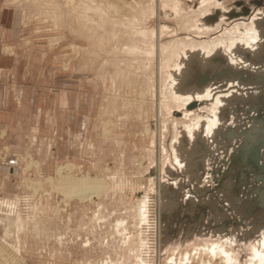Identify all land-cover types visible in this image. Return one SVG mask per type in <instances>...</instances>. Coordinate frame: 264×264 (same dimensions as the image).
Wrapping results in <instances>:
<instances>
[{
  "label": "rangeland",
  "instance_id": "374dc122",
  "mask_svg": "<svg viewBox=\"0 0 264 264\" xmlns=\"http://www.w3.org/2000/svg\"><path fill=\"white\" fill-rule=\"evenodd\" d=\"M216 1L0 0V109L27 128L0 126L3 264L257 263L264 0ZM88 174L109 191L64 189Z\"/></svg>",
  "mask_w": 264,
  "mask_h": 264
},
{
  "label": "bare ground",
  "instance_id": "6f19581e",
  "mask_svg": "<svg viewBox=\"0 0 264 264\" xmlns=\"http://www.w3.org/2000/svg\"><path fill=\"white\" fill-rule=\"evenodd\" d=\"M217 1L216 0H200V3H202L203 5L204 4H211V3H216ZM217 4V3H216ZM164 6V5H163ZM164 8V7H163ZM165 9V8H164ZM178 13V10L176 8H172L170 9L167 14H177ZM163 29H166V27H161L160 30H159V33L157 34L159 37L162 36V32H163ZM248 35V39L245 40L247 41L248 43H251V45L258 40L259 38V33L255 32L254 29H249V32L247 33ZM234 44V41L232 43H230L229 46H232ZM228 45V44H227ZM253 46V45H252ZM202 50H204V52L206 51V53L208 54L210 51L209 49L212 50L211 47H203L201 46ZM156 49V48H155ZM159 51L161 50V47L159 46L158 47ZM230 49V48H229ZM173 50L175 49H171V57L170 59L178 56V54L174 53ZM156 51V50H155ZM162 51V50H161ZM159 54V53H158ZM170 56V55H169ZM205 56V55H204ZM203 56V58L205 59V57ZM222 57V56H221ZM230 60H232L233 62H235V58L233 56V52L230 51ZM223 59V58H222ZM208 93H210L209 89L208 91H206L205 95H207ZM220 99H218V102H219ZM244 163V162H243ZM62 184L64 185V189H67L68 192H72L73 195H76L78 196L80 199H87V198H92L93 196H97V195H100L104 190L106 191V189H108L109 187V184H107L106 182V179L104 178H101V177H92L91 175H85V176H82V177H73V176H65L63 179H62ZM160 185V184H159ZM144 208L141 210V213L143 214V216L145 217L144 215ZM143 211V212H142ZM262 244V247L264 249V238L261 242ZM4 246V245H3ZM19 250V249H18ZM257 255V263L256 264H264V252H258ZM1 259V258H0ZM231 263L234 262L233 259H230ZM24 260L21 259V262H23ZM188 261V259H187ZM233 261V262H232ZM18 262V261H17ZM4 263V262H3ZM1 261H0V264H3Z\"/></svg>",
  "mask_w": 264,
  "mask_h": 264
},
{
  "label": "crops",
  "instance_id": "0c3cea01",
  "mask_svg": "<svg viewBox=\"0 0 264 264\" xmlns=\"http://www.w3.org/2000/svg\"><path fill=\"white\" fill-rule=\"evenodd\" d=\"M10 111L11 110H9L8 108L6 110L0 109V126H2L1 125L2 123H5L6 127L8 128V132L9 131L12 132L13 130H18L19 128L21 130L20 131L21 133L23 132L22 130L27 131V128L24 129V127H23V125L26 123L25 119L23 118V115H20V117H19L15 113H10ZM9 137H10V139H8L7 143H10L11 146H12V143H13L12 142V135H9ZM0 143H3V142L0 140ZM3 172H6L5 168L3 170L0 169V175H2ZM109 188L110 187H108V189H107L108 191H109ZM113 194H117V192H114ZM227 240H229V239H227ZM229 241L235 243V239H234V241L233 240H229ZM187 243H191V244H204L205 243L206 244V243H209V242L208 241H202L199 236H196L195 238L192 239V241H188ZM212 244H214V242H212ZM225 244H226V242H225ZM230 245L231 244L229 243L228 244V249L229 250L231 249ZM123 246L124 245H122V247ZM211 252H213V254H215V255L217 254L219 256H224L223 259H226V257L234 259L231 256L230 253L226 252L225 249H223L221 247H216V246L214 247L213 246L211 248ZM233 253H235V252L233 251ZM186 254H189L190 262H187V263L185 262V263H182V264H201V261L208 262V263H203V264H211L210 261L214 260V259H212L213 255L210 252H206V251H204V252L197 251V252L194 253L195 255H193V256H191L189 252L185 253V255ZM205 254H207L209 257H205ZM185 255H184V257H185ZM184 257H182L181 260H183ZM186 261H187V259H186Z\"/></svg>",
  "mask_w": 264,
  "mask_h": 264
},
{
  "label": "water",
  "instance_id": "95a60500",
  "mask_svg": "<svg viewBox=\"0 0 264 264\" xmlns=\"http://www.w3.org/2000/svg\"><path fill=\"white\" fill-rule=\"evenodd\" d=\"M257 160V159H256ZM264 181V178L262 179Z\"/></svg>",
  "mask_w": 264,
  "mask_h": 264
}]
</instances>
